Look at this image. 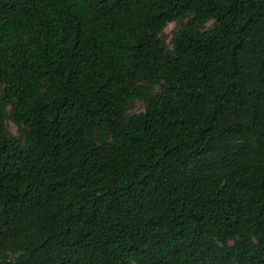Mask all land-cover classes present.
I'll return each mask as SVG.
<instances>
[{"label": "trees", "instance_id": "trees-1", "mask_svg": "<svg viewBox=\"0 0 264 264\" xmlns=\"http://www.w3.org/2000/svg\"><path fill=\"white\" fill-rule=\"evenodd\" d=\"M0 264H264V0H0Z\"/></svg>", "mask_w": 264, "mask_h": 264}, {"label": "rangeland", "instance_id": "rangeland-1", "mask_svg": "<svg viewBox=\"0 0 264 264\" xmlns=\"http://www.w3.org/2000/svg\"><path fill=\"white\" fill-rule=\"evenodd\" d=\"M171 27H172V24H169L167 26L166 30H169ZM141 108H142L141 103L139 101H135L133 106H132V110L136 111V110H140ZM9 128H10L12 133L15 132V126L11 122H9Z\"/></svg>", "mask_w": 264, "mask_h": 264}]
</instances>
